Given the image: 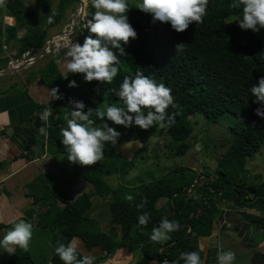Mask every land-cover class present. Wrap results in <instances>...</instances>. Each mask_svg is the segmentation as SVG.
<instances>
[{"label":"trees","instance_id":"1","mask_svg":"<svg viewBox=\"0 0 264 264\" xmlns=\"http://www.w3.org/2000/svg\"><path fill=\"white\" fill-rule=\"evenodd\" d=\"M47 1L49 0H36V3L38 5ZM25 2L26 0H5V15L15 19V25H7L6 30L7 39L18 43L14 59L22 58L27 52L33 55L35 51H42L50 39L49 30L58 27L66 19L68 10L79 3V0H60L51 15L52 23L48 21L43 29L27 25L28 32L18 38V32L28 21L27 16H24ZM126 2L130 7L126 16L136 31L137 38L131 39L127 44L122 43L125 53L123 56L118 50H112L120 60L126 62L131 72L119 70L111 84L86 82L83 74L79 73H70L65 79L57 63L61 55H55L44 67L27 77V84L40 77L43 84L51 89L58 88L62 95V99L51 98L39 106L41 112L45 108H52L47 137L48 153L68 156L62 144L60 130L67 127V121L71 119L73 101L83 102L85 113L96 108L102 111L105 102H109L110 106L116 102L123 103L117 95L120 85L125 76L134 77L139 71L171 89L176 107L169 106L167 112L176 115L174 123L162 130L178 143L176 156H185L192 148L191 142H188L193 133L190 120L192 116L200 114L213 123L226 113L235 117L233 126L229 128L232 140L218 161L215 175L200 178L198 184L191 189L197 176L191 172L186 175L184 171L187 168L179 167L152 181L135 186L121 184L113 188L106 178L119 171L120 159H123L122 166L127 172L134 168V158L137 156L136 152L133 158L128 159L117 147H113L112 155L106 163L97 162L92 166H84L67 158L78 176L94 187V191L84 193L76 202H71L44 175L38 176L30 188L36 204L55 213V223L63 226L64 244L73 237H78L89 252H93L95 248L101 249L102 255H93L94 264L104 263L121 250L127 249L132 253L139 249L144 251L153 228L158 227L165 218L177 222L181 228L170 233L169 240L151 241L153 247L158 245V249L155 253L144 251L145 258L155 264H161L165 260L168 264H185L180 258L182 253L197 252L202 256L200 246L203 245L206 247L204 264H210L211 248L215 245L212 241L217 238L224 218L225 210L220 208L222 201L232 202L230 209L236 207L264 211V181L250 183L244 177L248 159L254 157L264 144V118L255 114V110L261 105L255 102L250 91L264 76V29L259 32L241 29L238 20L242 18V12L230 7L233 0H209L204 22L198 25L193 22L184 32H176L170 23L154 22L151 13L141 11L128 0ZM94 11L89 0L85 21L77 24L78 29L83 31V38L79 42L81 45L87 36L96 38L87 27ZM180 43H183V49L176 51V46ZM9 61V57L0 59V63L8 64ZM73 80L78 86L68 87ZM91 118L95 121V126L106 122L105 119L100 120L95 113ZM168 192L170 194L166 205L159 207L160 200ZM97 195L110 197L111 222L120 227L121 239L103 231L86 210L92 203L91 197ZM129 195L134 199H126ZM144 198H147V203L138 209L137 205ZM145 212L150 216L146 226L138 222V217ZM247 220L264 230V216L253 214ZM82 255L84 253L81 251ZM9 264L36 263L29 252L19 248L10 258ZM48 264L63 262L54 254Z\"/></svg>","mask_w":264,"mask_h":264},{"label":"clouds","instance_id":"2","mask_svg":"<svg viewBox=\"0 0 264 264\" xmlns=\"http://www.w3.org/2000/svg\"><path fill=\"white\" fill-rule=\"evenodd\" d=\"M4 3L5 0H0V5ZM91 4L95 11L87 22V27L96 38L87 36L82 45L79 42H69L64 59L60 62L61 70L65 79L70 73H79L83 74L86 82L111 84L118 74L120 63L112 49L118 50L121 56L125 55L122 43L127 44L131 39L137 38V33L128 22L126 12L130 7L126 0H91ZM208 4L209 0H141L136 7L145 13H151L154 22H167L176 32H184L193 22L197 25L204 22ZM230 7L241 10L242 18L238 20L241 29H250L253 32L264 29V0H233ZM52 22L50 16L49 23ZM182 49L183 43L176 46V51ZM77 86L74 80L68 84V87ZM250 91L255 97V102L261 105L255 110V114L264 118V76L251 87ZM49 95L52 100L62 99L58 88L49 90ZM117 95L123 101V106H109L106 112L96 108L85 113L83 102H72L75 110L70 112L71 119L67 121V127L60 130L69 161L84 166L95 165L104 158L106 144L117 143L120 133L109 127L106 122L101 126H95V121L91 118L93 113L102 121L107 117V120L125 128L136 125L147 130L154 125L164 128L174 123L176 114L170 115L167 112L169 106L176 107L171 89L163 83L158 84L142 72H136L134 77L125 76ZM144 109H148L146 115ZM51 115L52 108L48 107L40 113L39 119L46 123ZM38 132L43 136L48 135L44 124L39 127ZM126 199L131 201L134 197L129 195ZM146 203L147 198H144L137 208H143ZM149 220L150 216L146 212L138 217L140 225L146 226ZM180 228V224L165 218L158 227L153 228L150 239L153 242L169 240L171 238L169 234ZM32 236V224L19 219L4 234L0 240V247L9 253L14 247L27 252ZM80 248L81 241L78 237H73L67 244L60 243L55 248V254L63 264H94L95 257L91 254L81 256ZM180 258L185 264H204L197 252L182 253ZM217 259L218 264H233L235 253L218 252ZM161 264H168V261H162Z\"/></svg>","mask_w":264,"mask_h":264},{"label":"rangeland","instance_id":"3","mask_svg":"<svg viewBox=\"0 0 264 264\" xmlns=\"http://www.w3.org/2000/svg\"><path fill=\"white\" fill-rule=\"evenodd\" d=\"M128 1L134 7L141 2V0ZM59 2L60 0H49L47 2H40L37 5L36 0H26L24 16H27L28 21L26 26L18 33L24 34L28 32L27 25H33L41 29L45 28L49 21V17L52 15ZM80 2L81 1L79 0V3L68 10L66 19H64L58 27H54L49 30L51 39L54 36L65 32V30L69 31V25L71 26L73 23L76 26L74 27L75 31H73L70 38H68V36H64V34L61 36L62 38L59 39L57 44L54 43L50 48H48L49 50L45 49V46L42 51H35L33 55H31V53L29 56L24 54L22 58L18 59L20 62H16L15 64L12 62L10 65H13V67L18 66L26 60L37 57L44 51L47 52L46 57L48 60L55 55H61L62 58V55H64L68 50V44L71 42V39H73L71 43L80 42L83 38V32L80 28L78 29L77 24L80 21H85L89 0L86 1L83 6H81ZM36 6L37 8L35 9ZM80 8L83 9L82 13H80ZM6 11L4 3L3 10L0 15V22L2 17L6 14ZM6 20H8V18ZM84 28H86V25H84ZM13 41L14 40L5 41V44L10 46V50L14 49V46L15 49H17L16 42L13 43ZM0 43L1 51L3 43L2 37L0 38ZM118 69L126 73L131 72L128 65L123 60H120ZM61 72L63 73L62 70ZM113 105L122 107L123 103L116 102L112 104V106ZM109 106V102H105L101 108L102 111L106 112V109ZM73 110H75L74 106ZM146 114L147 111H145V115ZM104 119L109 127L114 128L120 133V136L115 145L106 144L104 149V158L99 161V163H106L109 160L112 155L113 147H117L118 150L123 153V156L128 159L133 158V155L137 152V156L134 158V168L126 172L125 168L122 166L123 159H120L119 171L106 178V181L113 188H116L121 184L135 186L143 182L152 181L165 176L170 171L179 167L187 168V171H184L186 175L193 173L197 176V179L204 177L207 178V175H211L210 177L214 176L218 168V161L226 152L230 144V140H232L229 128L233 126L235 121V117L228 113L224 114L216 123L205 119L200 114L192 116L190 120L193 124V133L188 140V142H191L192 148L187 155L176 156L175 150L178 143H176L165 131H163L159 125H154L147 130H143L136 125L125 128L122 125H116L112 121L107 120V117ZM59 156H61L67 164V156L65 154H60ZM68 169L73 172L72 167H69ZM244 177L250 183H261L264 181V144L254 157L248 159ZM168 194L170 193L168 192L167 195L161 199V202L158 204L159 207H163L166 204V200L169 199ZM93 200L94 204H96V209L93 210V213L89 212L90 215L93 214L91 217L96 219L98 225L103 231L108 234H115L118 239H121L122 232L120 227L111 222V212L109 209L110 197L96 196ZM232 205V202L229 203L227 201H222L220 203V208L225 210L223 214L224 218L220 224L217 238L212 241L215 245L211 248L210 264H218L217 253L227 251L235 253V260L233 261V264H264V230L260 229L259 226V229H257V225L247 220V218L253 214L264 216V211L247 208L236 209V207L234 209H230L229 206ZM254 233H256V235ZM251 238L254 239L255 244L251 243ZM200 247L202 249L201 258L205 263L204 250H206V247L204 248L203 245ZM81 249L84 250V248ZM157 249L158 245L153 247L149 238L144 251H152V253H155ZM144 251L143 249L135 251V264H148L149 260L145 258Z\"/></svg>","mask_w":264,"mask_h":264},{"label":"crops","instance_id":"4","mask_svg":"<svg viewBox=\"0 0 264 264\" xmlns=\"http://www.w3.org/2000/svg\"><path fill=\"white\" fill-rule=\"evenodd\" d=\"M3 6L0 5L1 12ZM5 17L15 23L13 17L4 15L1 19L0 38H3V43L0 59L9 57L10 61L8 64L0 63V71L12 68L11 62L14 64L20 62L13 58L18 49L17 41H13V43L16 42L17 49L14 46V49L10 50V46L5 44L8 40ZM22 34L18 33V38L25 33ZM63 59L64 55L57 62L60 69V62ZM49 60L44 56L18 72L0 76V240L19 219L32 224L33 236L27 252L36 264H48L55 254V248L64 242L65 237L62 234L63 226L54 221L55 213L36 204L30 186L38 176L44 175L52 184L59 187L71 202L80 200L84 193L90 194L94 191L93 185L78 176L74 169L73 172L68 169L71 167L69 162L67 165L61 156L48 153V135L43 136L38 132L42 124L48 130L49 119L46 123L39 119L42 113L39 106L51 99L49 95L51 88L43 84L40 77L29 84L26 83V79L32 72L44 67L47 64L45 61ZM94 197L96 196L91 197L92 203L86 208L91 213L96 209ZM257 229H259L258 226ZM251 241L255 244L253 238ZM81 248H84L82 241ZM81 248L80 251H83ZM17 249L19 247H14L9 253L0 247V264H9L10 258ZM134 253L127 249L118 251L102 264H135ZM89 254L97 256L102 255V252L100 248H95ZM148 264H155V262L149 261Z\"/></svg>","mask_w":264,"mask_h":264},{"label":"water","instance_id":"5","mask_svg":"<svg viewBox=\"0 0 264 264\" xmlns=\"http://www.w3.org/2000/svg\"><path fill=\"white\" fill-rule=\"evenodd\" d=\"M81 5H84L82 0H81ZM64 34H66V33H65V32H62V33H60V34L54 36L53 38H51V39L46 43V47H47V48H50V47L52 46L53 42H54L55 37H57V36H63ZM46 54H47V52L44 51V52H42L41 54H39L37 57H35V58H31V59H29V60H26L25 62H23L22 64H20V65H18V66H15V67H12V68H8V69H6V70H1V71H0V76H1V75L13 74V73H15V72H18V71L22 70L23 68H25V67H27V66H29V65H31V64H33V63H35V62H37L40 58L46 56ZM199 180H200V178L196 179V181L194 182V184L191 186V189H192L194 186H196V185L198 184ZM83 243H84V242H83ZM82 252H83L84 254H89V251L87 250V248H86V246H85V243H84V250H83Z\"/></svg>","mask_w":264,"mask_h":264},{"label":"built area","instance_id":"6","mask_svg":"<svg viewBox=\"0 0 264 264\" xmlns=\"http://www.w3.org/2000/svg\"><path fill=\"white\" fill-rule=\"evenodd\" d=\"M81 1V0H80ZM83 1V4H85L86 3V1H88V0H82ZM80 4H81V2H80ZM81 6H83V5H81ZM83 12V9L82 8H80V13H82ZM6 25H8V26H14L15 25V23H14V21L13 20H6ZM76 25H74L73 23H72V25L70 26L69 25V31L68 30H65V35L64 36H68V38H70L71 36H72V34H73V31H74V27H75ZM83 32V31H82ZM58 37V38H57ZM57 37H55V39H54V42H53V44L55 43V44H57V42H59V39H61L62 37L61 36H57ZM73 41V39H71V42ZM52 44V45H53ZM5 49H7V47L5 46ZM45 49H47V50H49L47 47L45 48ZM29 54H30V52H28L26 55L27 56H29ZM12 63V62H11Z\"/></svg>","mask_w":264,"mask_h":264},{"label":"bare ground","instance_id":"7","mask_svg":"<svg viewBox=\"0 0 264 264\" xmlns=\"http://www.w3.org/2000/svg\"><path fill=\"white\" fill-rule=\"evenodd\" d=\"M58 38V37H57ZM64 42V41H63Z\"/></svg>","mask_w":264,"mask_h":264}]
</instances>
